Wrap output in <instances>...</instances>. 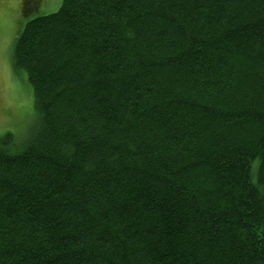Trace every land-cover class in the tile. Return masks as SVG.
<instances>
[{
  "label": "trees",
  "instance_id": "trees-1",
  "mask_svg": "<svg viewBox=\"0 0 264 264\" xmlns=\"http://www.w3.org/2000/svg\"><path fill=\"white\" fill-rule=\"evenodd\" d=\"M14 66L0 264H264V0H64Z\"/></svg>",
  "mask_w": 264,
  "mask_h": 264
},
{
  "label": "rangeland",
  "instance_id": "rangeland-1",
  "mask_svg": "<svg viewBox=\"0 0 264 264\" xmlns=\"http://www.w3.org/2000/svg\"><path fill=\"white\" fill-rule=\"evenodd\" d=\"M63 1L0 0V136L27 141L36 130L33 87L27 73L14 66V50L25 25L58 12Z\"/></svg>",
  "mask_w": 264,
  "mask_h": 264
}]
</instances>
